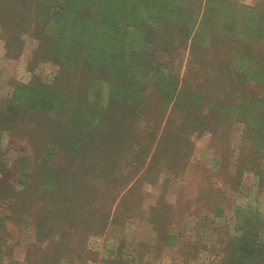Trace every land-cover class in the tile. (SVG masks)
<instances>
[{"label":"rangeland","instance_id":"1","mask_svg":"<svg viewBox=\"0 0 264 264\" xmlns=\"http://www.w3.org/2000/svg\"><path fill=\"white\" fill-rule=\"evenodd\" d=\"M193 1L200 13L204 0ZM220 4L231 20L223 33L243 16L251 21L248 30L263 27L264 0ZM173 22L176 28L159 34L145 26L150 48L135 59L143 65L153 55L143 69L168 72L170 102L165 88L157 101L149 82L141 91L144 103L165 114L150 125L135 104L131 131L109 129L108 141L87 129L79 137L51 130L57 125L55 116L47 119L49 104L19 117L18 87H51L62 103L81 104L87 102L81 92L86 75L43 59L41 50L36 56L39 43L29 33L14 52L20 55L11 57L0 35V264H221L222 246L232 238L251 233L264 246V83L245 79L243 69L234 68L242 55L224 47L215 62L213 55L206 60L200 80L193 35H181ZM165 42L168 48L161 47ZM261 46L251 45L250 52ZM114 76L115 86L128 83ZM119 91L118 100H130L125 88ZM81 110L84 124L96 117L94 108Z\"/></svg>","mask_w":264,"mask_h":264},{"label":"trees","instance_id":"2","mask_svg":"<svg viewBox=\"0 0 264 264\" xmlns=\"http://www.w3.org/2000/svg\"><path fill=\"white\" fill-rule=\"evenodd\" d=\"M210 1L212 0L202 2L203 12L200 8L199 13L193 9V0H0V35L8 55L11 57L20 55L18 53L19 49L22 50L21 37L29 33L39 43L35 51L36 56L40 55L41 50L43 59L52 60L63 68L64 65L73 68L74 75L80 72L86 75L81 92L87 102L68 105V102L62 103L60 97L63 95L58 91L54 92L51 87L31 84L18 87L15 91L13 101L18 104L15 113L19 117H25L32 112L42 110L49 104L48 108L52 109V112L47 119L55 116L57 125H51V130L65 129L68 135L76 136L75 134L78 133L79 137V134L87 129V134L94 139L98 134L103 133L105 141H108L109 129L114 128L117 132L131 131L133 120L136 121L138 116V110L134 111L135 104H140L146 112V115H143L144 121L153 124L157 119H161V115L163 116L166 110L162 108L155 111L154 102L152 107L151 104L144 103L141 91L145 90L146 82H149L151 94L155 95L156 101L159 98L161 100V96L159 97L157 93L163 88L166 89L169 97L171 78L164 69L155 68L152 73L143 69L144 65L151 64L153 55H150L151 59L143 65H137L135 59L144 56V52L150 48L147 42L151 41L148 40V32L144 27L148 26L151 31L159 34L176 28L173 20L179 22L177 26L181 25L179 26L181 35H186V38H189L191 33L193 35L192 52L195 58L200 57L199 67L203 68L200 80H205V68L209 64L206 60L213 55L211 61L215 62L217 54L224 47L242 55L235 60L234 68L243 69L245 79L252 82L261 81L263 84L264 66L262 65L263 68H259V71L258 62L264 63V53L260 54L261 49L264 52V25L259 28V25L256 26L255 30H248L247 25L251 21L249 17L242 15L237 28L230 30L233 33L225 34L222 27L226 21V25H230L231 20L224 14L225 7L220 2L226 0L216 1V10L214 13L211 11L213 14L209 17L207 13ZM241 8L243 11H249L247 7L241 6ZM193 23L196 24L197 29L192 27ZM256 44L257 46L262 44L261 48L257 47L256 52H250L252 48L250 46L255 47ZM168 45L167 42L161 43L162 48H168ZM16 51L18 53L15 54ZM142 62L143 60L140 61ZM115 72L119 77L127 78L128 83L115 86L113 83ZM135 72L136 75L133 76ZM156 74L159 75L155 81ZM221 84L213 85L218 88L217 86ZM129 86L132 89L126 92ZM122 88H125L127 96L130 95V100L125 99L126 102L118 100L119 89ZM209 89L211 90L210 87ZM163 95L162 93V100ZM243 95L249 94L244 92ZM98 105L101 107L100 114L97 112ZM82 107L94 108L96 117L92 115L94 118L93 121L91 120L92 123L87 119L89 121L84 124L77 117V114H81ZM242 110L247 114V118H250L244 105ZM143 111L140 110L141 113ZM46 112L48 113L47 110ZM252 112L255 111L250 110V114ZM13 116L9 117L11 123L15 118ZM67 141L69 140L64 141L63 147ZM61 170L65 171V167L61 166ZM53 181L56 184L59 182ZM227 243L228 248L222 246L225 254L220 259L221 264H264V246L256 243L251 238V233L248 236L242 234L240 237L232 238ZM104 264L121 263L113 260Z\"/></svg>","mask_w":264,"mask_h":264}]
</instances>
